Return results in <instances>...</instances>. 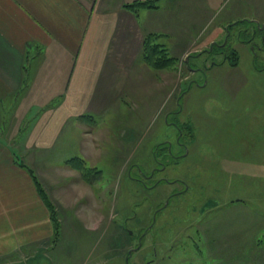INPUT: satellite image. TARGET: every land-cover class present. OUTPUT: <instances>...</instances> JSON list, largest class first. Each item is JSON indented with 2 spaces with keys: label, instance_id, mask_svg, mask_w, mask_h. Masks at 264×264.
I'll list each match as a JSON object with an SVG mask.
<instances>
[{
  "label": "rangeland",
  "instance_id": "rangeland-1",
  "mask_svg": "<svg viewBox=\"0 0 264 264\" xmlns=\"http://www.w3.org/2000/svg\"><path fill=\"white\" fill-rule=\"evenodd\" d=\"M244 21L205 51L197 43L175 67L157 71L156 105H113L93 123L79 119L78 157L91 169L90 184L66 164L70 158L53 169L58 239L51 234L0 264H125L131 251L128 264H264V125L254 120L263 109L254 104L264 96V26L255 52H237V70L218 53L224 43L238 46L237 30L251 31ZM157 162L160 173L144 184H159L146 190L135 179ZM66 187L72 193L64 196Z\"/></svg>",
  "mask_w": 264,
  "mask_h": 264
},
{
  "label": "crops",
  "instance_id": "crops-1",
  "mask_svg": "<svg viewBox=\"0 0 264 264\" xmlns=\"http://www.w3.org/2000/svg\"><path fill=\"white\" fill-rule=\"evenodd\" d=\"M135 1L147 0H0V260L52 234L49 212L15 156L52 202L50 191L60 189L53 169L81 156L80 117L93 123L113 105L157 104L159 74L143 63V38L162 36L158 43L181 58L241 21L264 26V0H229L227 9L225 0H160L157 9L127 10ZM254 29L237 30L235 52H255ZM243 31L250 44L239 39ZM261 98L254 106L264 109ZM263 109L253 117L262 130Z\"/></svg>",
  "mask_w": 264,
  "mask_h": 264
},
{
  "label": "trees",
  "instance_id": "trees-1",
  "mask_svg": "<svg viewBox=\"0 0 264 264\" xmlns=\"http://www.w3.org/2000/svg\"><path fill=\"white\" fill-rule=\"evenodd\" d=\"M159 1L160 0H147V1H142V2L141 1H135L132 4H128L126 6V8H127V10H130L132 12H137L138 10H144V9H146V10L157 9L158 8L157 3ZM260 28L261 27L254 29V34H253L254 39L257 36V32L261 31V30H259ZM244 30H246V29H244ZM156 37H157L156 35H149V36H146L143 40V44H142L143 55H142V57H143L145 63L152 70H155V71H162V70L167 69V68L175 67V64L177 62V58L174 57L169 52V50H167V48L164 45L158 44L156 42ZM251 37H252V35L246 34L243 31V33H241V36L239 39L245 43L250 44L254 40ZM262 39H263V41H262ZM260 40H261V44L264 45V34L263 33H261V35H260ZM218 49L220 51H222V52H218V53H220L224 56V61H227L229 63V65L232 67L237 66V59H238L237 52H235L233 48L228 46V44L224 43L223 47H220ZM227 49H229V50H227ZM224 51H226V52H224ZM254 58H255L254 61H259V58H257V57H254ZM214 65H216V64H214ZM83 118L91 119V117H83ZM185 134H186V136L187 135L189 136V132L185 133ZM66 164L73 165V167L76 170H81L80 172H81V176L83 177L84 182H86L87 184H90L89 178L91 176V174H90L91 169H88L86 162L83 159L78 158V157L71 158L68 161H66ZM19 167L26 170V172L29 174V176L31 177V179L35 185L37 192L39 193L41 200L43 201L46 209L49 212V219H50V222L52 225L53 242H56V240L59 237L60 225L57 221V217H56L54 207H53L52 203L50 202V200L48 199L45 192L43 191L42 187L40 186L36 176L33 173V171L31 169H28L23 164H19ZM126 233H127L126 239L131 240L132 239L131 237H133V236H130L131 234L129 232H126ZM126 258H129L128 254L126 255Z\"/></svg>",
  "mask_w": 264,
  "mask_h": 264
},
{
  "label": "flooded vegetation",
  "instance_id": "flooded-vegetation-1",
  "mask_svg": "<svg viewBox=\"0 0 264 264\" xmlns=\"http://www.w3.org/2000/svg\"><path fill=\"white\" fill-rule=\"evenodd\" d=\"M157 164L159 165V167L157 168V169H154V171H152V173L149 175V176H142L143 178L141 179V180H139L138 178L137 179H135V182L136 183H138L140 186H142L144 189H150V188H152L153 186H158V184H159V181L157 182H155L152 186H150V188L149 187H147L144 183L146 182V181H149L152 177H153V175H154V173L156 172V171H158L159 173H160V168L161 167H163V165H162V163L161 162H157ZM160 182H165V179H162ZM166 183H168V182H166ZM184 185V182H181V186H183ZM184 187V186H183ZM185 188V190L187 191L188 190V187L187 186H185L184 187ZM182 193V192H181ZM170 197H172V196H170ZM170 199V198H169ZM168 203H169V200H168ZM168 205V204H167ZM162 208L160 207V208H156L155 210H157L156 211V213H158L160 210H161ZM157 215V214H156ZM150 228H151V226L150 227H148L147 228V230L145 231V232H143L139 237H138V239H137V241H138V246H139V242L141 241V239L147 234V232H149V230H150ZM144 234V235H143ZM141 244V243H140ZM137 246V248L139 249L140 248V246L138 247ZM138 249H137V251H138Z\"/></svg>",
  "mask_w": 264,
  "mask_h": 264
},
{
  "label": "water",
  "instance_id": "water-1",
  "mask_svg": "<svg viewBox=\"0 0 264 264\" xmlns=\"http://www.w3.org/2000/svg\"><path fill=\"white\" fill-rule=\"evenodd\" d=\"M251 23H252V22H251ZM130 234H131V233H130ZM139 246H140V243H139ZM139 246H138V247H139ZM137 249H138V248H137ZM137 249H136V250H137ZM136 250H135V251H136ZM131 252H134V251H131ZM131 252H130V253H131ZM130 253H129V255H130ZM125 264H128V258H125Z\"/></svg>",
  "mask_w": 264,
  "mask_h": 264
}]
</instances>
